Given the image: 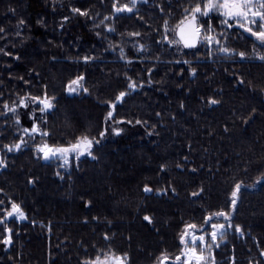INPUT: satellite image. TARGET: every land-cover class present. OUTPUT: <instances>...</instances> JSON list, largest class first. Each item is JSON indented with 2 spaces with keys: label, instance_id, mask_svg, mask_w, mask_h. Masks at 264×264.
<instances>
[{
  "label": "trees",
  "instance_id": "1",
  "mask_svg": "<svg viewBox=\"0 0 264 264\" xmlns=\"http://www.w3.org/2000/svg\"><path fill=\"white\" fill-rule=\"evenodd\" d=\"M128 2L119 0L121 5ZM155 3L171 14L165 17L170 25L190 6L184 0ZM73 7L88 10L96 23L104 15H114L112 0H0V27L8 33L0 45L21 56L15 61L0 54V88L5 98L11 95L15 99L17 92L26 90L40 95L47 84L56 101L46 115L50 135L45 139L49 144L67 145L84 133L98 137L107 126V102H115L119 91L125 90L127 72L145 87L117 103L113 119H140L155 128L113 124L125 129L124 133L116 136L109 130L101 146L92 150L96 159L82 156L67 169L58 167V161L38 159L32 141L21 152L0 151L8 163L6 169H0V199L6 204L9 199L20 203L28 216L26 221H9L14 243L8 249L0 245V264H81L94 259L98 251L109 249L117 255L128 253L129 264H157L162 252L171 257L180 253L179 235L185 224L200 225L205 215L229 210L236 183H241L242 189L232 223L241 225L245 234L241 237L234 230L229 232L226 243L214 250L216 264H230L233 256L237 264L261 259L264 61L255 57L257 53L264 55V48L254 51L253 38L236 28L228 32L225 42L236 52H246L244 60L221 53L209 58L207 47L177 51L156 45L163 20L152 0L147 5L138 4V13L125 12L111 21L116 31L106 35L103 26L94 28L93 20L71 13ZM63 16H69V21L61 31ZM41 18L44 26L37 24ZM20 19L26 25L17 37ZM96 31L104 38L98 39ZM133 31L141 32L148 52L137 53L124 43L128 38L122 34ZM110 43H120L128 58L143 62L126 65L118 50L106 51ZM85 55L96 59L86 65L81 61ZM176 60L191 63L176 64ZM153 65V83L148 86L142 69ZM193 67L195 76L190 74ZM80 74L85 76L82 83L89 92L68 94L65 85ZM20 76L31 84L25 86ZM237 77L245 83L238 84ZM209 98L219 103L209 105ZM244 119H248L247 124ZM22 124L30 126L31 121L22 116ZM149 131L159 135L149 136ZM14 132L5 131L0 144L13 143ZM40 140L37 136L35 142ZM161 165L164 171H160ZM30 178L36 181L34 185L27 183ZM146 185L151 193L144 192ZM201 188L204 191L199 196L191 195ZM86 201H91L88 208ZM145 215L152 218V224L143 220ZM220 222H224L222 218ZM105 233L110 240L103 239Z\"/></svg>",
  "mask_w": 264,
  "mask_h": 264
},
{
  "label": "snow or ice",
  "instance_id": "2",
  "mask_svg": "<svg viewBox=\"0 0 264 264\" xmlns=\"http://www.w3.org/2000/svg\"><path fill=\"white\" fill-rule=\"evenodd\" d=\"M155 9L160 13V18L163 20L161 25L162 32L161 38L155 40L154 44L159 46H167L168 48H174L177 51L182 49H198L199 47H207L208 51L206 56L211 58L215 53H221L226 57L232 55L238 56L241 60L247 59V54L244 51L236 52L226 44L228 32L233 28L238 29L240 32L247 34L249 38H253V48H264V0H184L190 6L183 8L181 18L173 25H170L169 19L165 18L171 14L165 11V8L160 4L155 3L152 0ZM180 2V0H178ZM150 0H129L128 3L119 4V0H112V13L114 15H104L98 23L93 20V17L89 14L88 10H82L79 7H73L70 12L81 16L87 17L93 20L94 28H101L103 26V34L115 33L116 29L111 25V21L118 19L122 13H138L137 5H147ZM171 7V4L168 5ZM216 18V24H213V19ZM140 20H143V16H139ZM69 21V16H63L59 22V28L62 31L65 24ZM107 22V23H106ZM45 21L43 18L37 21V24L44 26ZM26 25L24 19H20L17 25L15 35L17 37L22 36L23 27ZM219 29V31H218ZM159 31V29H157ZM171 34V38L169 36ZM95 35L98 39L104 38L101 31H96ZM128 38L124 43L130 45L136 50L137 53L143 54L148 52V47L145 43L141 42V32L133 31L127 32ZM8 37L7 30L4 27H0V40H6ZM7 45H0V54L10 57L15 61L21 60V56L13 51L6 50ZM111 50L113 52L119 51V58L125 62L126 65H130L137 61L128 58L125 54V49L120 43L115 45L109 44L106 51ZM195 55V52L193 53ZM257 59L264 61V55L257 53ZM95 57L85 55L81 58L84 64H89L95 61ZM157 59H159L157 57ZM176 64H190L188 60H176ZM148 76L147 84L151 86L153 81L151 79L152 73L155 71V65L149 68L142 69ZM183 70H181V75ZM190 74L195 76L196 68L190 69ZM38 75V74H36ZM11 78V74L9 76ZM124 78L127 81L126 88L115 96V102L108 101L110 110L105 117V124L107 125L97 136H91L84 133L74 137L72 142L67 145L64 144H49L45 138L49 137V132L46 129V115L51 112L55 107L56 97L49 95L48 85L42 86L43 91L40 95H32L30 91H25L23 94L17 92L15 99L9 95L5 98V94L2 88H0V136L10 129H15V140L13 143L0 144V151L4 153L21 152L25 147L29 146V142H34L32 147L34 154L38 159L44 161H58V167L67 169L73 161H79L82 156H90L93 159L96 157L93 155V149L101 146L102 141L107 136L109 130L113 135L120 136L124 133L125 129L120 127H114L113 124L140 125L146 127L155 128V125H148L147 121L136 119L134 122L131 120H114V109L117 103H123L125 98L145 87L143 81L137 82L132 76H129L127 72L124 74ZM2 79V78H0ZM19 80L25 85L29 86L31 81L25 79L24 76H20ZM85 80L83 74L77 75L71 79L65 90L68 94H79L81 91L85 94L89 92V89L82 83ZM238 84L243 85L245 81L242 78L237 77ZM207 103L209 105H217L219 101L214 98H209ZM181 109L184 108V104L181 103ZM255 110H253L254 112ZM159 117L161 114L156 113ZM22 116L26 117L28 121H31L30 126H24L22 124ZM175 120V117H171ZM243 123L247 124L248 119H244ZM42 125L44 127H42ZM224 131L228 132L227 125L224 127ZM159 135L152 131L147 132V135ZM41 138L40 142H35L36 137ZM191 148V145H189ZM187 160V157L184 158ZM8 163L5 156H0V169H6ZM179 167V165H177ZM160 171H164V165H161ZM193 172L196 169H192ZM57 176L60 173L57 172ZM63 178V177H61ZM259 182V181H258ZM28 184L34 185L36 181L29 179ZM242 189L241 183H236L230 195L229 210L216 211L207 214L203 217V223L197 225L195 223L185 224L182 232L179 235V243L182 245L180 253L174 257L169 256L167 253L162 252L159 257L156 258L157 264H216L214 250L220 248L221 243H226L225 238L230 231L234 230V233L244 236L245 230L241 225H233V213L237 210L239 201V193ZM3 189H0L2 192ZM168 190L165 189L166 193ZM173 193L175 189H172ZM204 189H200L198 192H193L192 196H199ZM144 192L151 193L152 189L147 185L144 187ZM84 206L86 208L91 206V201H86ZM15 219L16 222L28 220V216L23 210L20 203L9 199L7 204L5 200L0 199V245H4L5 249L10 248L14 241V230L9 226V221ZM224 222H220V220ZM93 220H97V217H93ZM143 220L148 224H152L151 217L145 215ZM35 224V221H32ZM87 224V219L84 220ZM105 241L110 240V236L105 233L103 236ZM95 247V246H93ZM261 259L249 260V264H264V248L259 253ZM81 264H129L128 253L117 255L109 249L108 251H98L94 259L85 260ZM230 264H237L235 257L231 258Z\"/></svg>",
  "mask_w": 264,
  "mask_h": 264
},
{
  "label": "water",
  "instance_id": "3",
  "mask_svg": "<svg viewBox=\"0 0 264 264\" xmlns=\"http://www.w3.org/2000/svg\"><path fill=\"white\" fill-rule=\"evenodd\" d=\"M122 14H123V13H122ZM122 14H120V15H122ZM127 14L129 15V13H127ZM120 15H119V16H120Z\"/></svg>",
  "mask_w": 264,
  "mask_h": 264
},
{
  "label": "rangeland",
  "instance_id": "4",
  "mask_svg": "<svg viewBox=\"0 0 264 264\" xmlns=\"http://www.w3.org/2000/svg\"><path fill=\"white\" fill-rule=\"evenodd\" d=\"M46 162H48V161H46Z\"/></svg>",
  "mask_w": 264,
  "mask_h": 264
}]
</instances>
